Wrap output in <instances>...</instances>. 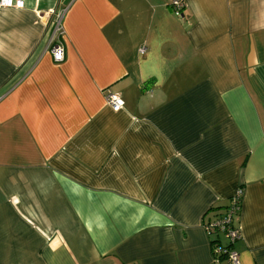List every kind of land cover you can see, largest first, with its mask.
Masks as SVG:
<instances>
[{
    "label": "crops",
    "instance_id": "1",
    "mask_svg": "<svg viewBox=\"0 0 264 264\" xmlns=\"http://www.w3.org/2000/svg\"><path fill=\"white\" fill-rule=\"evenodd\" d=\"M21 1L0 9V264H228L204 224L239 188L230 247L264 264V0Z\"/></svg>",
    "mask_w": 264,
    "mask_h": 264
},
{
    "label": "built area",
    "instance_id": "2",
    "mask_svg": "<svg viewBox=\"0 0 264 264\" xmlns=\"http://www.w3.org/2000/svg\"><path fill=\"white\" fill-rule=\"evenodd\" d=\"M171 9L177 16H181V12L184 6L183 0H172ZM23 7V2L20 0L18 6V0H11L10 4H6L3 0H0L1 8H21ZM62 33L61 27V13H57L54 19L53 32L51 36V47L50 51L54 62H61L64 59V48L58 39V36ZM142 52L143 49H140ZM106 103L113 111H119L124 106V101L116 93L110 91L106 92ZM242 189L239 188L232 196V208L229 213L224 217H215L211 221H207L204 224V228L207 234L216 232L219 237L218 240L212 242V256L214 261H218L219 257L226 258L228 264H240L239 255L236 251L231 249V244L240 239V233L237 228L231 227V220L235 217V212L240 210L239 201L241 203ZM220 237L226 240V243H221Z\"/></svg>",
    "mask_w": 264,
    "mask_h": 264
},
{
    "label": "trees",
    "instance_id": "3",
    "mask_svg": "<svg viewBox=\"0 0 264 264\" xmlns=\"http://www.w3.org/2000/svg\"><path fill=\"white\" fill-rule=\"evenodd\" d=\"M240 204H241V203H240V201H239V204H238V205H240ZM232 207H233V206H232V197H231V198H229L228 204L225 205V206H223L221 212L217 213L215 217H224V216H226V215L229 213V211L231 210ZM220 208H221V207H217L216 210H220ZM239 211H240V210H237V211L235 212V217H233L232 220H231V227H233V228H237V227H235L234 223H235V220H237V217H238V215H239ZM208 235H209L210 238H211V243L214 242V241H216V239L218 240V238H219V237L217 236V233H216V232H212V233H210V234H208ZM220 258H221V257H219V259H220Z\"/></svg>",
    "mask_w": 264,
    "mask_h": 264
},
{
    "label": "clouds",
    "instance_id": "4",
    "mask_svg": "<svg viewBox=\"0 0 264 264\" xmlns=\"http://www.w3.org/2000/svg\"><path fill=\"white\" fill-rule=\"evenodd\" d=\"M3 2L6 3V4H10L11 0H3ZM19 4H20V0H18V6H19Z\"/></svg>",
    "mask_w": 264,
    "mask_h": 264
}]
</instances>
